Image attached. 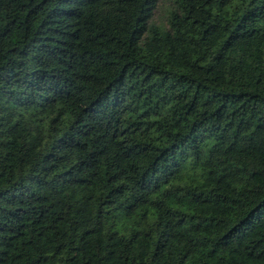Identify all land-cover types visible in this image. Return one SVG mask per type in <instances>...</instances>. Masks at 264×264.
<instances>
[{
	"label": "trees",
	"instance_id": "16d2710c",
	"mask_svg": "<svg viewBox=\"0 0 264 264\" xmlns=\"http://www.w3.org/2000/svg\"><path fill=\"white\" fill-rule=\"evenodd\" d=\"M0 0V264H264V0Z\"/></svg>",
	"mask_w": 264,
	"mask_h": 264
},
{
	"label": "rangeland",
	"instance_id": "374dc122",
	"mask_svg": "<svg viewBox=\"0 0 264 264\" xmlns=\"http://www.w3.org/2000/svg\"><path fill=\"white\" fill-rule=\"evenodd\" d=\"M166 8H168V5L164 0L158 2L153 11L152 19L157 23H161L163 21V16Z\"/></svg>",
	"mask_w": 264,
	"mask_h": 264
}]
</instances>
